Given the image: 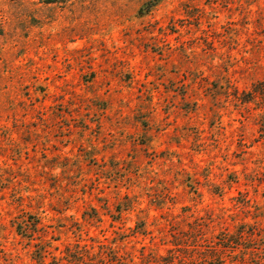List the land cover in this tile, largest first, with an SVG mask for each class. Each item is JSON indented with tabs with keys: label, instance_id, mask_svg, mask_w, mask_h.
Returning a JSON list of instances; mask_svg holds the SVG:
<instances>
[{
	"label": "rangeland",
	"instance_id": "1",
	"mask_svg": "<svg viewBox=\"0 0 264 264\" xmlns=\"http://www.w3.org/2000/svg\"><path fill=\"white\" fill-rule=\"evenodd\" d=\"M75 244L264 264V0H0V264Z\"/></svg>",
	"mask_w": 264,
	"mask_h": 264
},
{
	"label": "trees",
	"instance_id": "2",
	"mask_svg": "<svg viewBox=\"0 0 264 264\" xmlns=\"http://www.w3.org/2000/svg\"><path fill=\"white\" fill-rule=\"evenodd\" d=\"M31 227L32 232H35L37 229L36 221L32 222ZM48 255L47 251L42 250L37 264H93L92 259L88 256L86 246H79V244L66 245L61 256L51 257V261L49 263H45V259Z\"/></svg>",
	"mask_w": 264,
	"mask_h": 264
}]
</instances>
